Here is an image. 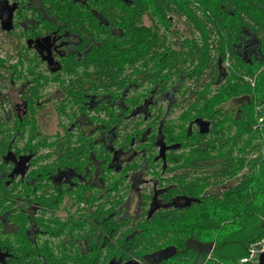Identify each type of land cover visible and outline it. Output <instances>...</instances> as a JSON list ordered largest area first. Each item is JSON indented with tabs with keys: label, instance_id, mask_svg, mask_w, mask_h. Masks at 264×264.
I'll return each instance as SVG.
<instances>
[{
	"label": "trees",
	"instance_id": "obj_1",
	"mask_svg": "<svg viewBox=\"0 0 264 264\" xmlns=\"http://www.w3.org/2000/svg\"><path fill=\"white\" fill-rule=\"evenodd\" d=\"M195 2L212 12L210 16H200L198 8H194ZM49 4L68 28L81 35L82 48L87 50L85 58L74 55L68 66L71 82L63 87L64 98L57 108L64 133L57 132L54 140L50 135L39 136L35 110L38 109L36 102L43 97L39 94L42 84L38 73L31 67L28 74L34 76L35 83L25 94L29 97L26 116L22 121L15 120L7 135L0 139V156L6 154L8 148L20 151L15 139L25 138L28 123H31L38 132V145L24 143L27 156L33 157L42 146H48L52 152L47 156L56 154L59 166H74L83 171L92 155L100 154L91 138L80 134L75 140L76 135L62 123L68 118L70 124L79 113H84L100 128L122 136L125 148L129 147L132 138H136L142 149L139 161L144 163L147 159L146 165L158 160L165 165L168 161L173 162L172 171L178 172L167 181L166 196L181 193L188 200L177 208L172 202L168 203L150 219L141 214L134 226L138 230L133 233L134 228L125 230L133 219L125 212L126 192L121 191L129 187L124 184L126 177L139 165L136 161L127 163L117 181H112L108 175L104 180L107 188V198H104L108 204L98 205L95 214L99 215L100 221L107 218L110 229L112 226L123 228L118 243L107 246L111 245L108 259L115 253L117 257H153L158 251L165 254L155 259L153 264H241L239 259L247 254L249 246L264 236V216L259 217L261 207L256 203L264 182V145L254 162L257 169L238 185L221 193L204 192V188L217 185L243 167L244 159L240 158L238 164L231 159L233 147L227 136L231 126L237 128L232 143L244 134L249 135L246 145L254 138L252 134L259 141L264 139V129L262 132L255 129L257 117L263 114V109L259 113L255 106L260 104L264 107V0H85V4L72 0H49ZM183 16L188 22H193L191 30H197L200 39H196L191 31L181 39V34L179 37L175 30L176 40L172 43L168 31L171 26H176L177 18ZM145 17L150 24L144 21ZM213 50L217 55L212 53ZM226 51L237 62L235 73L228 74L222 67ZM259 67L262 70L256 87L242 80L241 76H253ZM212 73H215L212 82H220L223 76L227 77V81L221 83L216 104L241 95L250 98L234 115L226 108L214 110L208 105L207 116L196 114L186 128L180 125L177 132L168 119L177 102L174 92H178L187 79L198 82ZM146 83L151 86L146 89V94L151 95L156 88L163 96L157 101L166 100L168 106L163 109L157 105L158 102L155 103L158 114L152 123L156 125V132L142 139L148 128H142L139 121L129 126L126 117L139 101L133 96V100L129 99L127 92L132 87L139 91L138 87ZM88 107L95 113L91 117L86 110ZM193 124H197L194 129L191 128ZM158 148L159 153L156 151ZM187 149L189 153H186ZM8 168L0 158V204L5 202L1 198H6L7 194ZM43 171H48V168L44 167ZM84 186H78L82 199ZM112 190L116 194L110 197ZM97 196L91 195L88 202L93 203ZM105 205L111 208L106 210ZM95 231L96 228L91 226L85 233L91 252L78 254L74 264H96L104 257L103 249L94 246ZM170 242L171 255L166 253V249L158 250ZM21 244L24 250L16 249L14 264H33L28 243Z\"/></svg>",
	"mask_w": 264,
	"mask_h": 264
},
{
	"label": "flooded vegetation",
	"instance_id": "obj_2",
	"mask_svg": "<svg viewBox=\"0 0 264 264\" xmlns=\"http://www.w3.org/2000/svg\"><path fill=\"white\" fill-rule=\"evenodd\" d=\"M72 1L85 4V0ZM9 13L12 15L11 21H7ZM1 15L4 16V24ZM100 17L105 21L102 15ZM65 24L53 10L49 0H0V82L7 80L11 85L24 80L21 96L25 109L24 115L20 116L8 102L10 95L0 91V139L7 135V130L13 127L15 120L22 121L25 118L28 110L29 97L25 94L35 83V78L31 75L27 77L23 73L20 67L24 64L26 68L32 67L36 70L42 84L39 94L43 97L36 102L38 109H43L47 100L54 97L57 110L63 100V87L68 86L72 78L68 72L71 58L74 55L85 58L87 52L82 48L81 35ZM12 62L15 65H12ZM16 64L21 66L19 69L15 67L13 71ZM50 86L52 92L48 94L46 88ZM142 88L144 90L140 91ZM149 88L150 84L146 83L145 86L138 87L139 91H134L132 87L127 92L129 99L133 100V96L139 101L126 117L130 122L129 126H134V123L139 121L142 128H148L147 135L142 139H147L156 132V125L152 123L158 114L155 103L158 102L157 105L162 108L168 106L166 100L157 101L163 96L156 88L152 90L151 95L146 94V89ZM8 103L9 108H4ZM117 104L122 105V102ZM86 110L90 117L95 114L90 112L89 107ZM38 124L40 125L39 120ZM58 124L61 130L50 135L52 140L56 139L57 132L64 133L60 120ZM62 124L68 126L67 128L76 135L75 140L80 134L91 138L100 156L92 155L93 158L84 166L83 171L74 166H59L56 154L47 156L48 152H52L48 146H42L33 157H29L28 152L23 149V143L20 145V151L8 148L7 153L0 156L9 167L7 194L6 198H1L5 199V202L0 204V264H14L13 259L17 258L16 249L24 250L21 243L25 245L26 242L33 254V264H74L78 254L90 253L92 250L85 237L91 226L96 228L94 246L104 251V257L96 264H153L155 259L165 252L157 251L153 257L144 255L142 258L138 255L117 257L115 253L108 259L107 252L111 245L109 248L107 246L110 243H118L123 228L116 229V226H112L110 229L107 218L100 221L95 212L99 209L98 205L106 203L107 200V188L104 187L106 177L109 175L112 181L119 180L126 164H132L134 161L138 163V169L129 172L124 183L129 187L125 191L120 190L121 193L126 192L123 207L126 214L133 219V223L125 230L134 228L135 233L138 229L134 226L137 225L141 214L150 219L156 211L166 208L168 203L172 202L174 208L181 206L188 201L186 197H182L184 194L166 196L165 185L178 172L172 171L173 162L168 161L165 165V162L158 160L146 165L147 159L144 163L139 161L142 149L136 138H132L129 147L125 148L122 136L100 128L97 122L94 123L84 113H79L70 124L69 120L68 123L64 121ZM195 127L197 124L191 126L192 129ZM2 130L4 131L1 132ZM41 135L43 133L39 132V136ZM17 142L20 141L15 139L16 144ZM156 151L159 153L160 148ZM118 161L121 162L117 163ZM44 167H47L48 171H43ZM86 184L89 187H86ZM79 185H85L83 199L78 194ZM94 194L98 195V199L93 203L88 202V198ZM115 194L112 190L110 197ZM109 208V205H105L106 210ZM170 246L171 242L158 250L166 249V253L171 255ZM173 252L175 253L176 249Z\"/></svg>",
	"mask_w": 264,
	"mask_h": 264
},
{
	"label": "rangeland",
	"instance_id": "obj_3",
	"mask_svg": "<svg viewBox=\"0 0 264 264\" xmlns=\"http://www.w3.org/2000/svg\"><path fill=\"white\" fill-rule=\"evenodd\" d=\"M196 6L197 4L195 2L194 8H198L197 13L200 16L201 15L210 16V14L212 13V12L210 13V11L204 8L203 6H197V7ZM175 18L177 17H173V19ZM144 21L147 24H150V21L147 17H145ZM170 28L171 30L168 32L170 33V41L172 43L173 41L176 40V38L174 37L175 30H177L179 37L181 34V39H184L186 36H188L190 31L191 33H193L196 39H200V33L197 30H194V29L191 30L193 28V22L192 21L188 22V20H185V16L177 18L176 26L175 27L171 26ZM212 53L217 55L216 50L215 51L213 50ZM13 63L14 62H12V65H15ZM25 65L26 64H24V66ZM19 66H21V64L20 65L16 64V66L13 67V71L15 67L19 69ZM24 66L20 68H22L21 70L23 71V73L27 77H29L28 69L30 71V68L29 67L26 68V66L25 67ZM222 67L224 71H227L228 74L235 73V70L238 69L237 62L235 61V59L231 57V54L229 51H226V56L223 60ZM261 70H262L261 67L257 68V71L253 76L251 75H244V76L240 75V76L243 81L247 83H251L254 87H256L257 80H258L257 77ZM214 75L215 73L208 74L207 76H205V78H202L198 82L194 81L193 79H187L182 84L178 92L173 91L174 95L176 96L177 102H176V105H174V107L172 108L171 114L168 119H169L171 127L172 126L176 127L177 132L179 131L180 125H183L186 128L189 123V120L193 118L194 116H196V114L202 113L205 116H207L206 112L209 111V108L207 107L208 105L212 109L214 108V110L218 108H221V109L226 108L231 111L230 114L234 115L235 112H237L239 108H242V105L245 103L246 99L250 98V96L241 95L237 98L226 100L224 101V103L216 104L215 98L221 92L220 86L223 85L221 83H225L227 81V77L225 78L223 76L220 82H218L217 80L216 82H212ZM23 82L24 80H21L18 82L16 81L14 84H11V85L8 83L7 80L5 82H3V80L0 82V91L7 92L8 95H10L8 98V102L12 104L13 110L16 111L20 116L24 115L25 113L24 103H23L22 96H21V89H22ZM51 87L52 86H50V88L49 87L46 88V92L48 94L52 92ZM9 103L6 104V106L4 105V108H9ZM255 107H256V110L259 111V113L261 111L260 109H263V112H264V107H262L260 104L256 105ZM35 117L39 120L40 125L38 129H40L41 133L51 135V134H54L56 131L61 130V127L58 124L60 117L56 110V98L50 97L47 100L46 104L44 105L43 109L41 108L36 109ZM64 121L68 123V120H64ZM230 128L231 129H228L227 131V136L230 140L231 147H233L231 159L234 161V163H237V164L240 158L244 159L243 167L241 168L240 171L236 172L235 175L225 178L224 180L218 182L217 185H214V186L207 185L204 188V192L221 193L222 191L226 189L235 187V185H238L245 176H249L251 173H253L257 169V166L256 167L254 166V162L258 160L257 159L258 154L260 153V149L264 145V139L259 141L258 137L252 134L251 137H254V138L251 140V143L246 145V142L248 141L247 139H249V135L244 134L243 136H241V138L237 140L236 143L235 142L232 143L237 135V128L235 126H231ZM37 133L38 132L34 129V125H32L31 123H28L27 133L25 135V138L20 140L19 146L26 142L28 146L29 145L37 146L38 145V138H36ZM256 144H257L256 146L257 148L253 147V145H256ZM243 146H245V148L242 151L240 150V148ZM186 153H189L188 149ZM219 153L220 151L217 154ZM120 162L121 161H118L117 163H120ZM259 193L261 196L256 203L258 205L257 207H261L260 209L261 212H259V217L263 218L264 215L262 214L260 215V213L264 212V204H263L264 202V182L263 184H261V190ZM261 203L263 205H261Z\"/></svg>",
	"mask_w": 264,
	"mask_h": 264
},
{
	"label": "built area",
	"instance_id": "obj_4",
	"mask_svg": "<svg viewBox=\"0 0 264 264\" xmlns=\"http://www.w3.org/2000/svg\"><path fill=\"white\" fill-rule=\"evenodd\" d=\"M255 129L262 132L264 129V113L257 117ZM264 252V236L252 243L246 255L239 259L241 264H257L260 255Z\"/></svg>",
	"mask_w": 264,
	"mask_h": 264
},
{
	"label": "water",
	"instance_id": "obj_5",
	"mask_svg": "<svg viewBox=\"0 0 264 264\" xmlns=\"http://www.w3.org/2000/svg\"><path fill=\"white\" fill-rule=\"evenodd\" d=\"M13 10H14V8L12 7L11 12H13ZM11 17H12V15H11V13H9L7 21H11ZM1 18H2L3 24H4V22H5L4 21V16L1 15ZM258 264H264V252L260 255V257L258 259Z\"/></svg>",
	"mask_w": 264,
	"mask_h": 264
},
{
	"label": "bare ground",
	"instance_id": "obj_6",
	"mask_svg": "<svg viewBox=\"0 0 264 264\" xmlns=\"http://www.w3.org/2000/svg\"><path fill=\"white\" fill-rule=\"evenodd\" d=\"M11 54V53H10ZM12 57H13V55H12ZM7 58V57H6ZM46 60V59H45ZM48 60V59H47ZM6 61V60H5ZM11 62V61H10ZM251 80V79H250ZM258 109V108H257ZM264 113V112H263ZM258 114V113H257ZM255 124H256V122H255ZM259 132V131H258ZM262 135V134H261ZM257 241V240H256ZM250 247V246H249ZM212 255V254H211ZM210 257V256H209ZM221 262V261H220ZM219 263V262H218ZM223 263V262H222ZM220 264V263H219Z\"/></svg>",
	"mask_w": 264,
	"mask_h": 264
}]
</instances>
